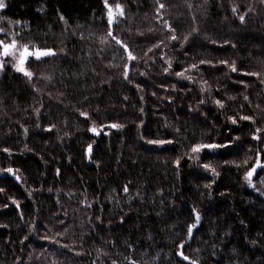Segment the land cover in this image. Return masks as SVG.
Listing matches in <instances>:
<instances>
[{"label": "trees", "instance_id": "trees-1", "mask_svg": "<svg viewBox=\"0 0 264 264\" xmlns=\"http://www.w3.org/2000/svg\"><path fill=\"white\" fill-rule=\"evenodd\" d=\"M117 3L6 5L57 55L0 67V264H264V0Z\"/></svg>", "mask_w": 264, "mask_h": 264}, {"label": "snow or ice", "instance_id": "snow-or-ice-1", "mask_svg": "<svg viewBox=\"0 0 264 264\" xmlns=\"http://www.w3.org/2000/svg\"><path fill=\"white\" fill-rule=\"evenodd\" d=\"M104 3H105V7L108 10V12H107V14H108V23L111 26L113 24V22H114V18H115L116 15H123V9H122V7H121V5L119 3L116 4L115 9H113V7L109 4V0H104ZM5 6H6L5 0H0V10L4 9ZM164 7H165V5L163 3H161L159 5L160 9H163ZM236 11H237V9L234 8L233 12L235 13ZM4 19H5L4 17L0 16V21H3ZM240 20L243 22L244 16H240ZM9 23H11V22H9ZM0 34H6V29L3 28V27H0ZM109 35L111 36L112 33L109 32ZM113 39H115V37H113ZM176 39H177V37L175 35H173L172 36V40H176ZM116 43L117 44H121V46L125 48V51L128 52V59L129 60L136 59V57H134L132 55V53L128 50L127 46L124 45L122 43V41L116 40ZM157 47H158V45H157ZM151 50L152 49H149V51H151ZM55 55H57V53L54 52L51 49L41 50V49L33 47V49L30 50L29 46L27 44L20 45L15 38H12L10 40V42L6 41L5 39H0V57L11 56L13 58V60L16 61V63L13 65V67L16 69V71L22 72L29 79H31L32 75H33L30 71H27L26 68H25V62L29 59V57H35L36 60H40L42 57H49V56H55ZM4 63H6V61L0 60V67H3ZM201 63H203V61ZM168 66H169V68H171V63L170 62H169ZM192 67H196V65H193ZM165 71H167V69H165ZM231 71H233V72L237 71V68L235 67L234 63L232 65V67H231ZM252 74L253 75H258L256 73H252ZM177 75L183 77L185 75V73L184 72H180ZM125 78H127V71H125ZM188 78L191 79V77H188ZM246 99H247V97H246ZM216 103L220 107H223V104H221V102L219 100H217ZM81 115H85L86 116L87 114L86 113H81ZM240 119L249 120V119H252V117L241 116ZM232 123L233 124L237 123L236 119H233ZM108 127L118 128V127H120V125L112 124V125H109ZM91 131L93 133L97 134V135L100 134L99 130L96 127H93L91 129ZM257 132L258 133L260 132L259 128H257ZM253 138L254 139H258L259 137L254 135ZM149 143L163 144V143H172V141H149ZM226 147H229V145L220 144V143H198V144H195L191 148V152L193 154H195V155L192 156V159L198 160L200 158L199 154L201 152H203L205 149L216 150V149H219V148H226ZM91 150H92V145H89L88 146L89 153H91ZM5 151H7V150L5 149ZM177 164H179V161H177ZM203 166L205 168H210V165H207V164L203 165ZM257 168H264V162H262L259 152L257 153V159H256V162H255V165L252 166L251 169L248 170L246 172V175H245V180L249 184V186H251V187H254V185H253V176H254V174H256ZM211 170L213 171L214 174L218 175V173H215V169H211ZM7 171L9 173H13V169H11V168L7 169ZM16 178H17V180H19V176H17ZM0 191H3V189H0ZM125 191H127V187H125ZM14 203H15V201H14ZM198 220H199V216L197 215V221ZM194 227H196L195 224H193V225H191L189 227V230H188L189 234L191 233L192 228H194ZM181 247H183V246H181ZM178 255L181 256L182 259L185 260V261L189 260V257L185 256L182 251L178 252ZM133 264H134V262H133ZM191 264H195V262L193 261V262H191Z\"/></svg>", "mask_w": 264, "mask_h": 264}, {"label": "flooded vegetation", "instance_id": "flooded-vegetation-1", "mask_svg": "<svg viewBox=\"0 0 264 264\" xmlns=\"http://www.w3.org/2000/svg\"><path fill=\"white\" fill-rule=\"evenodd\" d=\"M9 1V0H8ZM8 3V2H7ZM7 5V4H6ZM5 8H6V6H5ZM5 8H4V10L3 11H1V13H0V16H2L3 17V13H4V11H5ZM5 21V19L3 20V21H0V27H3V28H5V26L6 25H2V23ZM6 29V28H5ZM8 35V32H7V30H6V34H0V37H1V39H5L6 41L8 40V38H9V35Z\"/></svg>", "mask_w": 264, "mask_h": 264}, {"label": "rangeland", "instance_id": "rangeland-1", "mask_svg": "<svg viewBox=\"0 0 264 264\" xmlns=\"http://www.w3.org/2000/svg\"><path fill=\"white\" fill-rule=\"evenodd\" d=\"M7 2H8V0H5V3L7 4ZM4 9H2V10H0V13H1V11H3ZM0 39H1V37H0ZM8 58H12L11 56H8V57H0V60H6V59H8ZM13 59V58H12ZM15 63H16V61L15 60H13Z\"/></svg>", "mask_w": 264, "mask_h": 264}, {"label": "water", "instance_id": "water-1", "mask_svg": "<svg viewBox=\"0 0 264 264\" xmlns=\"http://www.w3.org/2000/svg\"><path fill=\"white\" fill-rule=\"evenodd\" d=\"M192 233H193V229H192V231H191V233H190V234L192 235Z\"/></svg>", "mask_w": 264, "mask_h": 264}]
</instances>
